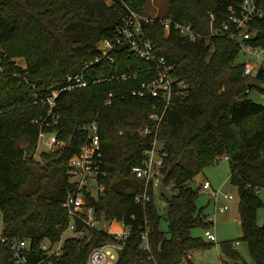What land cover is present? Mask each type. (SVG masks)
Wrapping results in <instances>:
<instances>
[{"label": "trees", "instance_id": "16d2710c", "mask_svg": "<svg viewBox=\"0 0 264 264\" xmlns=\"http://www.w3.org/2000/svg\"><path fill=\"white\" fill-rule=\"evenodd\" d=\"M145 3L0 0V49L6 54L0 71V233L8 240L30 238L32 258L40 256L36 248L42 239L60 238L69 223L62 206L70 186L67 161L84 141L81 126L95 121L103 153L99 182L105 189L97 199L88 197L87 204L94 206L97 219L116 220L129 229L115 264H179L184 258L189 261L191 250L211 245L191 234L192 228L209 225V213L197 206L200 192L193 183L199 172L224 155L238 195L240 239L250 261L242 258L232 239L220 242V252L228 264H264V223L257 221L258 209L264 206L259 196L264 188V104L248 95L251 90L264 95V64L254 76L243 74L238 40L227 33L210 35L211 26L228 24L233 29L228 7H239L240 0H169L164 13L143 23V34L155 52L188 84L186 94L165 112L157 132L166 150L161 181L173 192L166 206L159 205L152 188L149 201L135 199L143 183L130 169L142 162L151 146V136L140 130L151 123L153 99L131 93L147 78L148 64L122 50L111 51L113 62L104 60L95 69L109 74L131 68L137 70L136 77L60 92L52 108L58 123L42 129L55 130L64 144L42 151L41 161L31 156L48 109L32 103L34 93L80 70L100 52L99 43L111 37L126 5L144 12ZM160 17L190 25L197 38L190 40L173 28L165 32ZM251 27L255 32L248 43L264 49V18ZM13 56L24 57L25 66L15 64ZM249 80H261L263 88L249 87ZM83 227L78 220L75 229ZM110 241L114 237L104 227L88 230L82 238L65 236L62 254L53 264H87L91 250ZM10 262V250L0 242V264Z\"/></svg>", "mask_w": 264, "mask_h": 264}, {"label": "built area", "instance_id": "2783aa9c", "mask_svg": "<svg viewBox=\"0 0 264 264\" xmlns=\"http://www.w3.org/2000/svg\"><path fill=\"white\" fill-rule=\"evenodd\" d=\"M228 10L229 19L234 25L233 29L229 30L228 24H224L222 28L211 26L210 35L227 33L230 37L236 38L240 51L247 57L254 56L255 58L253 61L246 59L242 62L243 74L254 76L259 67L264 64V49L252 46L247 40L255 32L251 27V23L256 19L264 18V0L260 3L256 0H240L239 7L229 6ZM156 17L157 14L138 12L126 5L125 14L114 28L111 37L105 38L99 43L102 46V49H99L100 52L85 61L77 72L67 74L62 80L50 85L46 90H37L32 98V103L48 105L47 115L40 120L37 147L43 143L48 149L54 150L63 145L64 141L58 139L55 130L42 128L55 126L58 123V117L53 113L52 108L55 105V98L60 92L101 83L113 78L136 77L137 70L131 68L123 72L114 71L109 74L101 68L95 69V66L104 60L113 62L110 55L113 50H122L147 63L148 66L145 69L147 78L142 80L136 88H133L131 93L140 97L150 96L153 99L151 112L148 116L151 123L143 126L140 130L141 135L151 136V146L144 151L142 162L131 167L130 173L133 177L142 180L143 183L141 193L135 196L136 201H149V190L152 188L159 205L166 206L168 201L158 190L159 185L164 184L161 181V169L166 150L163 141L157 137V132L165 112L186 94L188 84L184 78L173 72L172 65L167 62L163 55H158L155 52L154 45L143 34V23L153 21ZM159 22L165 32H169L173 28L190 40L197 38V34L190 25L180 24L168 17H160ZM5 56L6 54L2 53L0 49V71ZM14 63L17 64L16 60H14ZM139 69L142 70L143 67L140 66ZM247 91H249L248 88ZM109 102V100L106 101V103ZM1 111L2 109H0ZM81 132L85 135L84 141L79 150L67 161L70 186L62 206L68 214V226L58 240L52 241L49 238H44L38 243L36 250L40 256L37 258L31 256L32 241L30 238L8 240L0 233V242H4L10 250L11 262L9 264H53V260L62 254L65 236L73 235L82 238L87 235L88 230L100 228V220L95 216L94 206L87 204L88 197L97 199L105 189L104 185L99 182V178L104 175V170L98 124L95 121L86 123L81 126ZM47 133L49 135L46 137ZM224 157L227 159L226 155ZM164 186L173 194L168 186L165 184ZM197 187L199 192L207 195L206 202L213 204L214 212H222L228 209L229 205L227 203L218 204V199L222 197L227 201L231 200L233 198L232 194L223 192L220 188L214 189L207 179L197 182ZM78 220L83 223L84 227L76 230ZM205 221L209 225L204 228V236L208 242H214L216 236L211 229L214 221L213 217L208 215ZM104 224H107L105 219ZM119 224L121 226L120 230L106 229L113 235L114 241L93 248L88 255L87 264H109L113 259L116 260L117 253L129 234V229L122 222H119ZM144 237L145 234H143Z\"/></svg>", "mask_w": 264, "mask_h": 264}, {"label": "rangeland", "instance_id": "374dc122", "mask_svg": "<svg viewBox=\"0 0 264 264\" xmlns=\"http://www.w3.org/2000/svg\"><path fill=\"white\" fill-rule=\"evenodd\" d=\"M169 0H146L144 4V13L146 14H162L168 7ZM16 63L20 66H25L26 62L22 56H13ZM249 59L253 61L254 56L245 55L242 51L237 58V61L243 62L244 60ZM249 97L253 100L264 104V95L259 93L257 90H251L248 93ZM49 133L46 134V137ZM38 140L36 142V151L31 154V156L41 161L42 160V151L50 152L53 151L48 149L43 143L39 147ZM208 179L214 189L220 188L223 192L231 193L234 197L228 203L229 208L226 211H217L214 215L212 213L213 204L205 205L207 200V195L200 192L199 198L197 200V206L203 207L204 211L210 213L213 216V225L211 229L214 231L216 236V241L212 242L211 245L199 247L197 249L191 250V261L192 264H226V262L221 261L219 258L220 248L219 244L221 241L232 239L233 243L236 244L237 250L240 252L242 258L247 262L250 261V257L247 251L246 244L240 239L241 228L238 220V211H237V190L229 181V165L228 160L222 156L218 158L213 163L206 166L201 172H199L195 177V182L193 183L194 187H197V182L202 181L203 179ZM260 198L264 201V188L260 190ZM257 220L260 223L264 222V206L258 209ZM109 223L106 224V228L109 229ZM2 219L0 216V232L2 229ZM161 228L166 230V222H161ZM191 234L194 236H200L205 242H208L204 236V228L196 226L191 229ZM116 255V253H115ZM116 260H112L115 264ZM179 264H190L186 258H184Z\"/></svg>", "mask_w": 264, "mask_h": 264}, {"label": "water", "instance_id": "95a60500", "mask_svg": "<svg viewBox=\"0 0 264 264\" xmlns=\"http://www.w3.org/2000/svg\"><path fill=\"white\" fill-rule=\"evenodd\" d=\"M97 49H102L101 45H98ZM247 85L249 87H254V88H258V89H262L263 88V83L261 80H249L247 82ZM159 192L161 193V195L167 200L170 201L173 198V194L166 189V187L164 186V184H160L158 187ZM103 223H104V218H102L100 220L99 223V227L102 228L103 227Z\"/></svg>", "mask_w": 264, "mask_h": 264}, {"label": "crops", "instance_id": "0c3cea01", "mask_svg": "<svg viewBox=\"0 0 264 264\" xmlns=\"http://www.w3.org/2000/svg\"><path fill=\"white\" fill-rule=\"evenodd\" d=\"M206 179V178H205ZM208 180V179H207ZM236 188V187H235ZM226 192V191H225ZM260 193V192H259ZM231 194V193H230ZM234 197V196H233ZM233 199V198H232ZM231 199V200H232ZM231 200H225L224 198H222V197H220L219 199H218V204H223V203H229ZM237 204H238V198H237ZM229 208V207H228ZM212 210H213V208H212ZM227 210V209H226ZM226 210H224V211H226ZM237 211H238V207H237ZM212 213L215 215L216 213H217V211L216 212H214V211H212ZM209 215H210V213H209ZM213 217V216H212ZM238 220H239V214H238ZM258 221V220H257ZM239 223H240V221H239ZM259 224H262V223H260V222H258ZM264 223V222H263ZM103 226L105 227V229H108V228H106V225L103 223ZM108 226H109V229H113V230H120L121 229V226H120V224H119V222H117V221H112L111 223H109L108 224ZM191 255H192V253L191 252H189L188 253V258H189V263L190 264H192L193 262L191 261ZM219 258H220V260L221 261H224V262H226V264H228V262L226 261V259H225V257L221 254V252H220V254H219ZM109 264H114L113 262H111V263H109Z\"/></svg>", "mask_w": 264, "mask_h": 264}]
</instances>
